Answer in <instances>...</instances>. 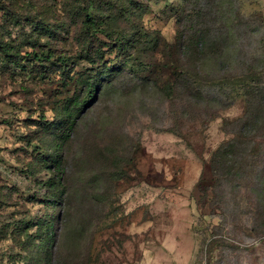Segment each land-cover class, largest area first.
<instances>
[{"label": "rangeland", "instance_id": "obj_1", "mask_svg": "<svg viewBox=\"0 0 264 264\" xmlns=\"http://www.w3.org/2000/svg\"><path fill=\"white\" fill-rule=\"evenodd\" d=\"M0 41V264H264V0H0Z\"/></svg>", "mask_w": 264, "mask_h": 264}, {"label": "trees", "instance_id": "obj_2", "mask_svg": "<svg viewBox=\"0 0 264 264\" xmlns=\"http://www.w3.org/2000/svg\"><path fill=\"white\" fill-rule=\"evenodd\" d=\"M201 15V14H200ZM85 18H86V22H90L91 25L93 24V20L90 18V15L88 13H85ZM212 27L209 25H205L204 27H201L200 30L194 31L191 35L187 36V43L186 46L187 48H189L191 50V54L194 53V49L197 50V45L198 43L205 41L208 39L209 45L207 46V50L208 52H215L216 53H221V49H223L221 47V44L223 45L224 42L223 40L221 42L216 41V37L212 34ZM215 37V38H213ZM206 42V41H205ZM217 46V47H214ZM206 48V47H205ZM217 48V49H216ZM12 46H10L9 44H4L2 41H0V53L4 54V55H10L12 53ZM264 62V61H263ZM244 65L246 66L247 69L251 70V69H257L256 67H254V64L252 62H245ZM264 68V65H260L259 67V71H262V69ZM244 76H247L246 74ZM247 81L249 77H244ZM220 80L223 81L224 83H228V79H225L224 77H220ZM81 82H83L84 84L87 82V89H86V97L83 100H80V98L78 96H73L72 98H70L67 102L66 108L64 109L65 111V121L64 124L66 125V127H68V129H72L73 127V120L76 116V114L79 112V110L82 108V106L86 105V103L88 101H90L94 95V91H95V86H93V84L91 83V81L89 82L86 80H82ZM179 82V80H178ZM189 84H190V80H189ZM85 86V85H84ZM95 87V88H94ZM174 87H170V90H173ZM259 112H261V107L258 108V110L256 109L254 111V113L250 114L248 117L249 120V124L250 125H254L255 127H257L260 124H264V116L262 118H260L258 116ZM239 144V146L242 145L241 142L237 143ZM228 150H223L220 149L218 150V159L216 160L217 162H215V165H219V159L220 161L223 162V164L225 163V165L227 166V172L230 173V175L233 174V171L235 169L241 170L242 167L244 166L243 163L244 161H246V154H243L242 156H240L239 160H227V156L232 154V153H236L237 151L235 150L236 148V144L234 142H232L231 144H228ZM235 150V151H234ZM241 150H244V148L242 147ZM239 152V151H238ZM254 160V159H252ZM256 161V160H254ZM262 164H261V168L262 170L264 169V159L261 160ZM59 165V162H58ZM255 163H253L252 165H250L253 169ZM252 172V171H251ZM249 174V173H248ZM51 185V183L49 184ZM52 187V186H50ZM60 193H62V191L55 193L53 198L58 197L59 195H61ZM47 231V235H46V240H44V242L38 246L39 248H45L48 247V250L50 251L51 249V244H48V241L51 240L53 238L54 235V223L53 221H49L48 222V227L46 228Z\"/></svg>", "mask_w": 264, "mask_h": 264}]
</instances>
